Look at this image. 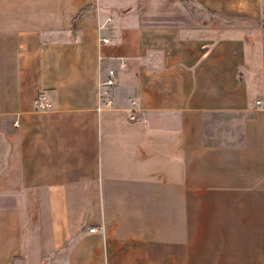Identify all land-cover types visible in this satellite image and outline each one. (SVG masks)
<instances>
[{
	"label": "crops",
	"instance_id": "crops-1",
	"mask_svg": "<svg viewBox=\"0 0 264 264\" xmlns=\"http://www.w3.org/2000/svg\"><path fill=\"white\" fill-rule=\"evenodd\" d=\"M0 264H264V0H0Z\"/></svg>",
	"mask_w": 264,
	"mask_h": 264
},
{
	"label": "built area",
	"instance_id": "built-area-1",
	"mask_svg": "<svg viewBox=\"0 0 264 264\" xmlns=\"http://www.w3.org/2000/svg\"><path fill=\"white\" fill-rule=\"evenodd\" d=\"M111 18H107V22H110ZM100 29H102V25L100 26ZM100 42L105 44L110 42V38L106 36H100L99 38ZM126 66V63L123 59H120L119 63V69H123ZM116 69L110 68L108 70L107 76L105 78H102V76L99 79V101H100V107H102V104L111 105L113 102L112 99V87L116 83ZM260 103V101H258ZM35 108L36 110L44 111L49 110L52 108L51 102L48 100L47 96L44 93H41L38 95V97L35 100ZM131 119H135L136 116L130 112L129 113ZM15 125L19 126V122L15 121ZM96 228H91L90 231H95Z\"/></svg>",
	"mask_w": 264,
	"mask_h": 264
}]
</instances>
